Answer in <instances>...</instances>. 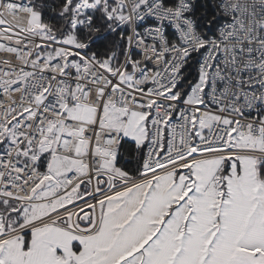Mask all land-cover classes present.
I'll return each instance as SVG.
<instances>
[{
	"label": "snow or ice",
	"instance_id": "snow-or-ice-1",
	"mask_svg": "<svg viewBox=\"0 0 264 264\" xmlns=\"http://www.w3.org/2000/svg\"><path fill=\"white\" fill-rule=\"evenodd\" d=\"M0 264H264V0H0Z\"/></svg>",
	"mask_w": 264,
	"mask_h": 264
}]
</instances>
